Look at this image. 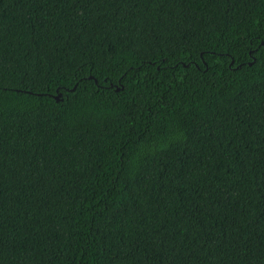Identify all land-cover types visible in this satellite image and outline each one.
Here are the masks:
<instances>
[{
	"label": "trees",
	"instance_id": "1",
	"mask_svg": "<svg viewBox=\"0 0 264 264\" xmlns=\"http://www.w3.org/2000/svg\"><path fill=\"white\" fill-rule=\"evenodd\" d=\"M0 264H264V0H0Z\"/></svg>",
	"mask_w": 264,
	"mask_h": 264
},
{
	"label": "water",
	"instance_id": "2",
	"mask_svg": "<svg viewBox=\"0 0 264 264\" xmlns=\"http://www.w3.org/2000/svg\"><path fill=\"white\" fill-rule=\"evenodd\" d=\"M59 96H60V95L56 96L55 98L58 99Z\"/></svg>",
	"mask_w": 264,
	"mask_h": 264
},
{
	"label": "clouds",
	"instance_id": "3",
	"mask_svg": "<svg viewBox=\"0 0 264 264\" xmlns=\"http://www.w3.org/2000/svg\"><path fill=\"white\" fill-rule=\"evenodd\" d=\"M263 44V43H262Z\"/></svg>",
	"mask_w": 264,
	"mask_h": 264
}]
</instances>
